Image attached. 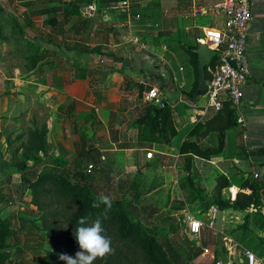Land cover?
<instances>
[{
	"label": "crops",
	"instance_id": "crops-1",
	"mask_svg": "<svg viewBox=\"0 0 264 264\" xmlns=\"http://www.w3.org/2000/svg\"><path fill=\"white\" fill-rule=\"evenodd\" d=\"M92 1L97 7L94 14L88 16L84 11L89 3H83L80 15L65 17V8L73 6L71 0H0V26L8 27L11 33L10 22L16 17L26 26L27 37L42 46L40 53H44V59L29 68L20 51H12L13 36L7 40L11 45L8 55L21 64L12 68L11 77L0 66V172L11 168L6 134H18L36 120L47 124L52 148L32 164V169L40 171L49 165L75 172L79 178L89 179L100 196L110 199L130 201L140 194L143 201L160 188L168 192V182H198L207 190L194 196L193 204L205 198L208 202L215 194L219 176H223L227 185L222 196L234 201L240 192L253 193L242 183L246 178L255 179L262 188L263 202L256 207L252 204L248 210L262 212L263 218L254 223L251 217L246 229L240 230L241 238H237L233 228L244 226L246 212L218 208L211 219L209 207L206 226L225 235L230 251L240 244V261L247 260L244 250L249 249L255 254V264H264V0H253L252 4L249 71L238 108L243 122L237 121L225 131L222 152L208 159L194 155L191 171L185 169V156L177 151L178 143L190 137L199 122L208 121L211 127H219L220 122H212L214 109L204 108L199 117L191 108L205 105L201 95L195 106L196 102L183 92L196 83L189 48L198 46L203 27L224 24V16L212 15L205 23L200 18L211 15H197L194 10L221 0H130L133 9L142 13L133 27L123 25L126 17L111 8L120 0ZM55 8L59 11L52 22L49 18L56 15ZM44 9L48 12L41 13ZM25 14L31 18L30 25ZM93 48L97 50L91 52ZM153 86L160 88L163 99L173 108L180 135L171 146L138 139L135 122ZM149 150L154 153L152 158L146 156ZM88 165H93L90 176L86 173ZM146 182L163 184L157 188V184L147 186ZM155 210L153 206L151 211ZM228 223L232 230H222ZM224 261L233 264L231 259Z\"/></svg>",
	"mask_w": 264,
	"mask_h": 264
},
{
	"label": "trees",
	"instance_id": "trees-1",
	"mask_svg": "<svg viewBox=\"0 0 264 264\" xmlns=\"http://www.w3.org/2000/svg\"><path fill=\"white\" fill-rule=\"evenodd\" d=\"M71 1L73 6L71 9H69L70 6L65 8V17L80 15L81 4L93 3L92 0ZM58 11L59 8L54 9L56 15L49 18V21H56ZM47 12L45 9L41 10V13ZM24 16L27 25H30V16L27 14ZM10 23L12 24L10 34L15 39L12 43V51L16 53L20 51V55L23 56L22 61L25 62L26 66L29 68L36 67L44 59V53H40L43 51V47L27 37L24 29L26 26H22L16 17H13ZM45 23L48 24V20H45ZM2 29L3 26H0V30ZM196 47L197 45H193L189 48L196 70V83L191 90H183L192 102L200 84L198 56L193 51V48ZM89 50L92 52L97 48ZM218 59V54L214 53L206 66L208 82L213 77L211 69H214L218 64ZM205 93L206 91L199 92L198 96ZM198 100L194 103L195 106L198 104ZM164 101L166 102L165 106L147 101L142 113L136 119L135 123L139 129L138 139L140 142L147 144L161 143L171 146L175 138L179 137L180 132L174 124L172 105L168 104L166 100ZM191 109L199 117L202 116L204 111V107L199 106ZM214 118L212 122L219 121V127H211V123H208V121H206V124L199 122L192 128L191 136L187 137L182 143H178L177 151L185 156L184 164L187 171H191L194 155L208 159L211 155L223 151L226 142L225 131L237 123L239 118L238 107L232 100L226 99L222 108L216 110ZM203 123L205 124V131H202L204 128ZM47 134V124L36 120L32 121L27 129L14 137L11 132L6 134L8 150L11 153L10 170L20 172L22 182L28 180L33 174L28 162H37L52 148L48 142ZM16 141H20V143L13 148V143H16ZM35 173L38 175H35L29 183V188L32 193V203L40 213L37 220H23L22 226L25 228L28 226L37 227V225L39 226L38 221L41 223L40 228H38L46 230V234L51 237L55 248L48 254L49 257L42 258V264H66L65 261H54L62 249H67L66 253L73 256V258L75 257L80 248L74 232L76 227L79 226L78 221L81 217H87L88 225L99 218L104 229L103 234L111 239V247L114 249L113 253L104 258H97L93 264H187L188 261L193 263L194 259L200 256L203 249L208 246V240L206 239H202L200 246H194L193 244H188L187 247L175 245L169 234L164 232L163 228L157 226V224L155 225L147 206H141L138 217L134 218L133 213L138 207L137 201L140 200V194L131 198L130 201L110 199L111 208L105 213L106 205L92 206L100 195L89 179L79 178L75 172L49 165L44 166L42 170ZM90 175L87 174V176ZM187 177H190V175H187ZM219 179L220 182H218L215 194L208 201V208L215 205L220 210L233 208L246 212L244 226L235 230L236 233H232L235 237L241 238L240 230L242 231L241 228L246 229L251 217H253L254 223L256 220L263 218L262 212H256L255 210L250 212L248 210L252 204H255V207L262 205V188L255 179L246 178V182H243L242 185L251 187L253 193L240 192L234 201L226 200L222 196V190L227 183L223 181V176H219ZM143 214L149 217V225L144 223ZM169 229L172 232L175 231L174 227ZM245 233L243 234L244 237ZM6 240L10 241V244L5 245ZM19 240V234L11 225V218L0 216V242L2 243L0 264L11 260L13 252H8L6 247L14 246L20 249ZM233 264H248V261H240V258H238Z\"/></svg>",
	"mask_w": 264,
	"mask_h": 264
},
{
	"label": "rangeland",
	"instance_id": "rangeland-1",
	"mask_svg": "<svg viewBox=\"0 0 264 264\" xmlns=\"http://www.w3.org/2000/svg\"><path fill=\"white\" fill-rule=\"evenodd\" d=\"M211 18L212 15L200 18V20L207 23ZM3 29V36L0 34V66L6 68L7 72L9 71L8 76L11 77L14 76L12 68L20 65L21 62L8 55V48L13 42L11 45H8L9 43L7 44V42L12 35L10 34L8 27L3 26ZM8 84L10 85V83ZM201 99L206 103V99L202 98V95ZM11 133L13 134V137L16 135L13 131ZM19 143L20 141L13 143V148ZM33 163L34 162L32 161L28 162L30 167ZM35 168L36 167H34V169ZM34 169L31 167L33 174L28 180L23 182L20 181L22 175L20 172L12 171L10 169L8 171L5 170L4 172H0V216L2 218H11V225L20 237V249L14 246L6 247L7 251L10 253L13 252V254L11 260L5 261L4 264H42V258L48 256L51 250L55 248L51 237L46 234V230L39 229L40 222L37 221V224H39L37 227L28 226L25 228L22 226V223L24 222L23 220H37L40 213L37 207L32 203V193L29 188V183L36 175L35 172H38ZM146 183L147 186H150L151 183L152 185L157 184V188H160L163 184V182ZM167 184L168 192H166V188H160L143 201H138V207L133 213V217L137 218L141 210L140 207L147 203L148 205L146 206L149 208V213L152 215L153 222L155 225L157 224V226L163 228L164 232L169 234V237L175 245L187 247L188 244H193L194 246H200L202 239H206L208 240L207 247L217 259H231L234 263L240 255V244L235 246V251H230L226 244V241L229 240L225 238V235L220 231L215 232L211 227L206 226L208 221V218L206 217V209L208 208L206 198L193 204L194 196L201 195V193L203 194V191L207 190L206 188L203 189L204 183H201V187L198 185V182H168ZM210 184L211 182H209L208 185L210 186ZM153 206L156 209L154 212L150 210ZM183 208H186L187 212L190 211L191 214L203 221L205 225L201 234L193 236L189 233L185 217L187 212H180ZM142 218L145 224H150L148 216L143 214ZM171 227H174L175 231L172 232L169 229ZM221 229L231 231L232 225L228 223L226 227L222 226ZM234 229L235 228H233V232H235ZM236 240L237 239H234V242ZM9 242L10 241L6 240L4 243L5 245H8L10 244ZM1 244L2 243L0 242V248L2 247ZM243 246H245V244ZM67 251V249H62L54 261L62 262L59 257L61 254H67ZM50 260L53 261L52 259ZM191 264H215V261H212L211 257L208 255L195 258Z\"/></svg>",
	"mask_w": 264,
	"mask_h": 264
},
{
	"label": "built area",
	"instance_id": "built-area-1",
	"mask_svg": "<svg viewBox=\"0 0 264 264\" xmlns=\"http://www.w3.org/2000/svg\"><path fill=\"white\" fill-rule=\"evenodd\" d=\"M253 0H221L213 6H201L194 10L197 15H214L224 16L223 26H205L202 28V35L198 39L199 43L206 44L211 50V58L214 53L219 56L218 64L211 69L213 77L203 94L206 99L205 110L222 108L226 99H230L239 108L242 101L244 91L243 86L246 83L249 71L248 60V36L250 23L253 18L252 13ZM117 10L119 14L126 17L123 25L133 27L134 24L142 19V13L135 11L130 0H120L111 6ZM97 7L95 3H90L85 8V13L90 16L94 14ZM148 101L155 102L161 106H165L163 94L158 86H153L146 94ZM238 122H243L242 117L238 118ZM153 151L149 150L146 154L148 158H152ZM93 165H88L87 174H91ZM219 209L212 206L208 212V216L214 219ZM187 229L193 236L202 233L204 223L202 220L192 215L186 214ZM248 264H255V254L249 249L244 250ZM202 257L210 256L215 264H232L231 261L217 259L208 247L203 249Z\"/></svg>",
	"mask_w": 264,
	"mask_h": 264
},
{
	"label": "clouds",
	"instance_id": "clouds-1",
	"mask_svg": "<svg viewBox=\"0 0 264 264\" xmlns=\"http://www.w3.org/2000/svg\"><path fill=\"white\" fill-rule=\"evenodd\" d=\"M101 204L106 205L105 213L111 208V201L108 196L101 195L93 207H100ZM75 229L74 236L78 241L80 250L76 252L75 257L61 254L60 260L66 264H93L97 258H104L114 252L111 247V239L106 237L102 222L98 218L91 225L87 224V217H81Z\"/></svg>",
	"mask_w": 264,
	"mask_h": 264
},
{
	"label": "water",
	"instance_id": "water-1",
	"mask_svg": "<svg viewBox=\"0 0 264 264\" xmlns=\"http://www.w3.org/2000/svg\"><path fill=\"white\" fill-rule=\"evenodd\" d=\"M1 34V30H0ZM193 51L198 55L199 71H200V84L193 97V102H197L199 92H204L208 86V80L206 77V66L211 60V50L206 44L199 43ZM187 264H191L189 261Z\"/></svg>",
	"mask_w": 264,
	"mask_h": 264
}]
</instances>
